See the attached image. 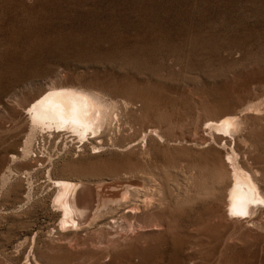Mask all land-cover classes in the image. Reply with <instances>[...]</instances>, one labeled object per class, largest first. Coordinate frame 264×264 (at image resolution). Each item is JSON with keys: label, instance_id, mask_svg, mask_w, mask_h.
I'll return each mask as SVG.
<instances>
[{"label": "rangeland", "instance_id": "374dc122", "mask_svg": "<svg viewBox=\"0 0 264 264\" xmlns=\"http://www.w3.org/2000/svg\"><path fill=\"white\" fill-rule=\"evenodd\" d=\"M59 86L113 104L105 134L33 126ZM231 146L264 195V0H0V264H264V207L225 215ZM56 179L131 194L64 232Z\"/></svg>", "mask_w": 264, "mask_h": 264}, {"label": "bare ground", "instance_id": "6f19581e", "mask_svg": "<svg viewBox=\"0 0 264 264\" xmlns=\"http://www.w3.org/2000/svg\"><path fill=\"white\" fill-rule=\"evenodd\" d=\"M96 94L74 87H51L33 98L26 110V114H28L34 127L45 128L52 133L70 134L72 137L79 139L80 142H88L90 139H94L98 133L101 132L102 134L103 129L111 124L116 111L113 109V104L106 103L105 100L102 101ZM244 110L259 111V104L250 103L241 112ZM239 120L237 116L227 114V116L225 115L218 120H209L204 123L208 124V129L222 131L223 133L231 132L230 134H233L232 132L240 124ZM217 135L223 134L218 133ZM231 136H234V134ZM94 149L98 148L94 147ZM236 153L231 146L230 155H228V160L230 161H226L230 165L228 169L231 170V183L228 186L226 198L224 197L225 215L229 219H246L248 218L247 214L251 217L255 209L258 210V208L264 207V195L260 191V185H257L253 176L249 173L250 171H246L240 165ZM53 184L57 189L53 202L54 206L58 208L60 218L58 225L64 232L77 231L81 227L89 225L97 212L110 206L118 205L131 194L129 191L124 190L121 182L90 184L68 179H56ZM81 186L86 187V196H81L82 199L77 206L73 197ZM81 220H84V226L81 225ZM28 256L25 264H31ZM34 260L35 264H40L36 258Z\"/></svg>", "mask_w": 264, "mask_h": 264}, {"label": "water", "instance_id": "95a60500", "mask_svg": "<svg viewBox=\"0 0 264 264\" xmlns=\"http://www.w3.org/2000/svg\"><path fill=\"white\" fill-rule=\"evenodd\" d=\"M85 189H86V187L84 188V187H80V189L76 192V194L74 195V197H73V199L76 201V204H77V206L79 205V203H80V201H81V199H82V195L85 197L86 196V192H85ZM83 197V198H84ZM82 221V223H81V225L82 226H84L85 225V222H84V220H81Z\"/></svg>", "mask_w": 264, "mask_h": 264}]
</instances>
